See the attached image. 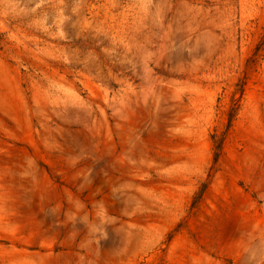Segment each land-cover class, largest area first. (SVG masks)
<instances>
[{"label": "rangeland", "instance_id": "rangeland-1", "mask_svg": "<svg viewBox=\"0 0 264 264\" xmlns=\"http://www.w3.org/2000/svg\"><path fill=\"white\" fill-rule=\"evenodd\" d=\"M0 264H264V0H0Z\"/></svg>", "mask_w": 264, "mask_h": 264}]
</instances>
